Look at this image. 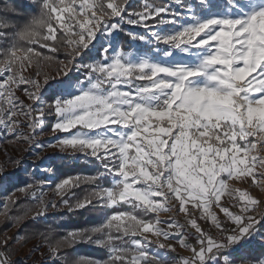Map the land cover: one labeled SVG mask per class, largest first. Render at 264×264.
Here are the masks:
<instances>
[{
  "label": "snow or ice",
  "instance_id": "obj_1",
  "mask_svg": "<svg viewBox=\"0 0 264 264\" xmlns=\"http://www.w3.org/2000/svg\"><path fill=\"white\" fill-rule=\"evenodd\" d=\"M0 137L95 166L5 197L0 264H264V0H3ZM60 208L104 218L57 235Z\"/></svg>",
  "mask_w": 264,
  "mask_h": 264
},
{
  "label": "trees",
  "instance_id": "obj_2",
  "mask_svg": "<svg viewBox=\"0 0 264 264\" xmlns=\"http://www.w3.org/2000/svg\"><path fill=\"white\" fill-rule=\"evenodd\" d=\"M3 0H0L2 3ZM23 3H28L29 0H22ZM157 2L167 3L168 0H157ZM133 7L137 6L141 2L131 1L130 2ZM119 41L124 44L127 49L130 46L129 37L124 35L123 33L119 36ZM59 59H64L63 53L58 55ZM46 67L43 68V71ZM51 71L55 72L56 68L53 64L49 67ZM47 99V97H46ZM53 119L47 118L48 122H51ZM50 123H48L49 129ZM3 142V139H2ZM6 143V142H4ZM45 175H41L37 179H45L46 176L50 175L53 177L52 186H54L55 182L59 179H63L68 176H76V175H91L95 173V166L90 164L82 159H73L71 157H53L49 160ZM28 175L20 174L15 182H11L6 185L5 195L10 194L13 189L23 186L25 182H30L31 179H27ZM89 185L82 184L79 188H74L72 191L75 193L76 197H82L86 194L89 189ZM19 197L20 203L28 204L31 203L30 199L26 195H22L21 193L16 194ZM71 197V193L68 196H65V199H69ZM75 197H72L74 199ZM22 211V209H21ZM17 214V213H14ZM104 218V212L99 209L82 210L78 214H69L66 208L59 209L58 211H49L47 214V224L56 229L57 235H64L67 230L86 228L100 223ZM31 226L32 221L27 220L24 222V225L19 229H15L14 234L17 232H23L24 226ZM10 227V222L6 221L4 217L0 219V233H2L5 229ZM67 252L73 257H88L95 259L97 261L104 260L107 258V253L105 250L87 243H79L74 248L67 249Z\"/></svg>",
  "mask_w": 264,
  "mask_h": 264
},
{
  "label": "rangeland",
  "instance_id": "obj_3",
  "mask_svg": "<svg viewBox=\"0 0 264 264\" xmlns=\"http://www.w3.org/2000/svg\"><path fill=\"white\" fill-rule=\"evenodd\" d=\"M131 1H138L141 2V0H130ZM127 27V26H126ZM170 25H166L164 26V29L167 30L168 28H170ZM133 31H137V32H143V29H132ZM199 39V38H198ZM131 43V42H130ZM137 44H140L139 41L136 42ZM93 55H96V53L94 52ZM45 72H50V73H55L53 71L50 70L49 67L45 68L44 70ZM71 75V73H70ZM77 76H79V73H76ZM22 99H25V102L27 103L28 101L26 100V98L23 96L22 92L18 93ZM47 118L53 119L51 122L47 121ZM55 117L52 115H49L46 117V122H45V126H44V134L37 137V141L39 144L42 145H47L50 142H54L56 139V135L52 134L50 132V128L51 125L55 122ZM48 123H50L49 125V129L48 127ZM59 135H69L68 133H62ZM2 137H0V183L9 180V183L11 182H15L17 177L20 174L23 175H28L27 179H33V177L38 178L41 175H45L46 171H42L41 169H45L48 166V162L51 158L53 157H66L65 154L60 153L57 149H53V148H44V149H38V148H34V147H30L28 145H24L22 143H16V144H9V143H4L2 142ZM6 150V152H5ZM36 153H39V156L37 157ZM19 160L20 164L16 165L14 162ZM46 164V167H44V165ZM35 169V172H33V170ZM10 178H13L12 180ZM53 177L48 175L46 176L45 180H49L52 181ZM9 183H7L6 185H8ZM54 187V186H53ZM6 186L4 187V191H5ZM3 193L2 195H0V205H3V203L5 202V192H1ZM254 197H261L264 196V193H261L259 189H255L252 191L251 193ZM24 195V194H22ZM49 198H55L57 203H59L60 197H53V194L51 193V191H49ZM62 209V208H60ZM49 211H58V210H49ZM218 211V210H216ZM221 217H223V214H220ZM2 218V216H0V219ZM177 219L179 220L180 223H184V219H183V215L181 214L179 217H177ZM203 223V222H201ZM15 229L13 228L11 230V232H9V235H13L14 234ZM36 241H32L28 244V247H32L33 244H35ZM190 243H195L194 241H190ZM27 248L23 249V252H27ZM181 255L187 256L190 255L189 252L183 251V250H179ZM17 259H22V254L20 256L17 257ZM28 264H31V262L29 261Z\"/></svg>",
  "mask_w": 264,
  "mask_h": 264
},
{
  "label": "crops",
  "instance_id": "obj_4",
  "mask_svg": "<svg viewBox=\"0 0 264 264\" xmlns=\"http://www.w3.org/2000/svg\"><path fill=\"white\" fill-rule=\"evenodd\" d=\"M44 167H46V164L44 165ZM10 179L12 180L13 178H10ZM7 183H9V180H6V181L0 183V195L3 194L1 192H4V187L6 186ZM161 219L166 220V219H168V217L167 216H161Z\"/></svg>",
  "mask_w": 264,
  "mask_h": 264
}]
</instances>
